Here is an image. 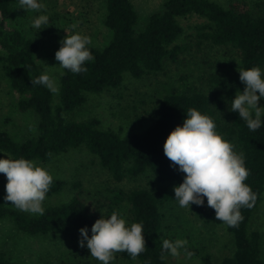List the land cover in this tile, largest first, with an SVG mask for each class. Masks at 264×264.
<instances>
[{
	"label": "trees",
	"instance_id": "trees-1",
	"mask_svg": "<svg viewBox=\"0 0 264 264\" xmlns=\"http://www.w3.org/2000/svg\"><path fill=\"white\" fill-rule=\"evenodd\" d=\"M246 1L228 0L227 4H220L216 0H166L161 10L150 14L143 30L137 32L138 16L131 0H105L103 25L110 32V40L100 49L89 45L95 59L85 64L86 73L62 70L55 103L54 94L48 89L32 86L31 80L43 74L36 62L37 45L9 25L11 0H0V52L4 55L0 57V69L18 97V111L31 112L36 118V134L23 141H15L7 132L0 131V152L9 159L24 158L43 167L69 151L83 149L117 183L149 173L158 184L151 190L108 188L92 204L82 198L79 183L69 185L53 176L44 203L67 188L75 193L66 201L44 205L45 213L41 216L21 212L11 207V202L5 204L4 189L0 191V221H8L30 237L72 239L81 228L91 230L93 215L110 218L113 211L119 212L125 205L128 226L143 225L146 251L135 261L127 253L117 255L136 264H169L167 259H160L164 220L161 209L176 201L173 188L183 182L185 174L171 165L163 145L170 132L183 125L187 110L195 108L215 122L216 132L233 144L237 153H244L245 166L251 173L245 183L257 194L254 207L241 209L244 219L238 227L216 220L215 211L207 207V198L203 206L191 205L190 210L203 223L222 226L232 244V253L219 262L203 250L195 254L200 264H264L261 235L249 229L264 195V124L251 132L238 113L230 111L239 89L225 74L211 73L201 88L191 86L165 95L147 118L137 120L148 123L142 124L144 128L139 132L106 128L95 117L83 120L70 117L86 104L89 96L118 90L127 76L139 80L162 71L166 61H176L183 51L176 44L183 33L179 19L187 17L204 20L196 27L199 43L205 41L234 50L241 69L259 67L264 73V11L250 8ZM261 103L264 107V99ZM0 264H13L3 250ZM64 264L101 263L85 254Z\"/></svg>",
	"mask_w": 264,
	"mask_h": 264
},
{
	"label": "rangeland",
	"instance_id": "rangeland-1",
	"mask_svg": "<svg viewBox=\"0 0 264 264\" xmlns=\"http://www.w3.org/2000/svg\"><path fill=\"white\" fill-rule=\"evenodd\" d=\"M166 0H131L137 13L136 31L143 30L150 14L161 10ZM227 4L228 0H216ZM18 0H11V16L9 25L22 31L37 45L36 62L43 73L52 76L58 84L62 69L58 67L55 53L61 47L60 41L68 34L89 36L90 46L104 47L110 40V32L103 25L105 0H38L46 5V11H25L17 7ZM250 8L264 11V0H247ZM48 15L50 22L41 29L32 27L35 17ZM183 33L176 44L183 48L176 61H166L162 71L146 75L139 80L126 77L118 90L92 95L86 104L71 118L83 120L95 117L106 128L120 129L123 132H139L146 121L138 122L157 107L161 99L172 91L181 92L187 87H203V80L211 73L221 72L231 79L243 92L245 85L240 82L241 69L239 56L234 50L214 46L209 42L199 43L196 27L204 20L196 16L179 19ZM78 23L76 29L72 25ZM0 57L4 55L0 52ZM56 66V67H54ZM17 95L13 92L0 69V131L7 132L15 141H23L36 134V118L31 112L21 113L16 107ZM55 103L57 94H54ZM259 106L263 107L261 100ZM143 124V126H142ZM7 156L0 152V159ZM41 167V166H40ZM52 176H56L69 185L79 183L81 196L87 202L95 201L108 188H119L124 191L133 189L151 190L158 186L149 173L137 178H125L115 182L111 176L100 168L97 160L83 149L72 150L43 166ZM6 177L0 174V191L5 189ZM75 191L67 188L55 198L48 199L44 205L57 201H66ZM11 207L15 208L11 205ZM163 214L162 241L168 239L188 240V250L194 255L190 260L185 258L183 250L178 258L168 256L169 264H200L201 250L210 254L215 262L232 253L229 235L222 226L205 224L190 210L182 208L178 201L166 204L161 209ZM128 225V207L123 206L119 212ZM29 214V213H28ZM33 215V214H30ZM93 223L101 219L93 215ZM250 230H257L261 235V256L264 259V195L254 214ZM91 238V230L88 231ZM80 233L72 239L48 237H30L15 229L8 221H0V250L5 251L13 264H64L75 261L79 257L90 254L86 247H79ZM91 255V254H90ZM101 263V262H100ZM113 264H136L124 261L116 254Z\"/></svg>",
	"mask_w": 264,
	"mask_h": 264
},
{
	"label": "clouds",
	"instance_id": "clouds-1",
	"mask_svg": "<svg viewBox=\"0 0 264 264\" xmlns=\"http://www.w3.org/2000/svg\"><path fill=\"white\" fill-rule=\"evenodd\" d=\"M17 7L25 11H46V5L38 0H18ZM50 18L41 14L32 21V27L41 29L48 25ZM72 29L78 27L74 23ZM61 47L55 53L58 67L73 74L86 73L85 64L94 61L89 45V36L68 34L60 41ZM56 67V66H54ZM239 79L245 85L243 92L237 90L231 101V112L238 113L249 131L256 132L264 124V107L259 101L264 99V73L259 67L239 69ZM63 74V73H62ZM32 86L41 85L53 94L59 93L57 81L47 73L31 80ZM182 126H176L168 135L164 145V155L178 171L184 173L183 182L173 188L175 200L182 208L204 205L215 211V219L229 227H238L244 217L242 208L251 209L257 194L245 183L250 170L245 166L243 152L237 153L234 145L216 132L215 122L195 108H189ZM0 174L6 177L5 204L11 202L21 212L43 216L44 201L53 183V176L47 169L37 166L28 159H0ZM79 247L90 250L91 257L101 264H113L117 253H127L136 260L146 251V241L141 223L128 226L120 213L113 211L110 218H101L91 227V238L87 227L79 229ZM188 240L162 241L160 259L168 255L178 258L181 250L187 260L194 253L188 250Z\"/></svg>",
	"mask_w": 264,
	"mask_h": 264
}]
</instances>
